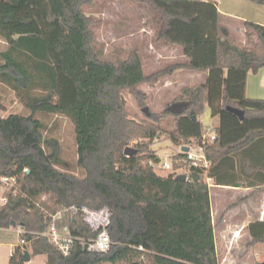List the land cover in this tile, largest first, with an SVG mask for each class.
<instances>
[{
  "label": "trees",
  "instance_id": "trees-1",
  "mask_svg": "<svg viewBox=\"0 0 264 264\" xmlns=\"http://www.w3.org/2000/svg\"><path fill=\"white\" fill-rule=\"evenodd\" d=\"M132 1L155 12L156 42L181 47L187 60L146 73L138 49L117 62L101 59L92 47L97 21L84 10L94 0H0V37L9 44L1 52L0 83L13 88L31 111L0 115V175L16 176L18 192L0 209V228L25 230L11 257L14 264H27L26 252L31 259L46 255L47 264H107L137 255H146L151 264H220L209 183L202 176L178 179L177 172L161 176L152 146L168 118L174 121L169 133L174 143L200 142L206 106L218 117L217 138L204 145L212 166L190 167L200 175L213 177L214 165L224 157L264 139V98L247 96L249 73L264 68V23L244 20L242 42L223 22L216 2ZM178 69L206 74L204 82L183 86L169 103L185 101L188 107L180 114L168 105L162 112L149 108L143 118L131 116L124 92L143 109L149 94L139 86L154 87ZM229 107L244 110L243 118ZM39 112L71 119L84 177L59 168L60 143L45 137ZM127 146L135 153L126 155ZM72 205L112 210L108 251H89L78 241L66 251L40 234L57 212ZM64 222L73 236L97 234L81 214ZM248 229L252 244L264 243V219Z\"/></svg>",
  "mask_w": 264,
  "mask_h": 264
},
{
  "label": "rangeland",
  "instance_id": "rangeland-1",
  "mask_svg": "<svg viewBox=\"0 0 264 264\" xmlns=\"http://www.w3.org/2000/svg\"><path fill=\"white\" fill-rule=\"evenodd\" d=\"M88 15L94 17L97 24L93 27L95 39L92 44L94 51L98 52L101 59L117 62L128 57L130 52L138 49L143 59L144 70L151 73L157 69L166 66L168 63L180 59L182 51L163 53L159 52L158 45L163 43L156 42L157 30L159 27L158 18L153 10L132 0H94L92 5L84 7ZM236 26L239 23L235 22ZM236 38L241 39L239 32H235ZM9 44L0 37V63L3 61L1 52L5 51ZM203 73L195 72V80L189 83L204 82L206 79ZM193 81V82H192ZM188 83V82H187ZM142 90H149L148 107L154 112H162L173 101L179 93V86L170 85L169 87L161 84L159 88H152L147 83L139 86ZM155 87V86H154ZM40 94L41 90H36ZM0 115L6 117L12 113L29 115L30 109L19 97L18 93L10 86L0 83ZM124 95L128 101V108L131 116L144 117L143 109L138 105L135 97L125 91ZM44 123V135L47 139L53 138L60 143L61 164L59 168L63 171L72 172L80 177L85 176V171L77 165L78 152L76 143L75 126L70 118L60 113H43L36 114ZM204 126L213 125V116L210 107L206 106L200 116ZM174 128L172 118L164 120V131L161 132L154 140L152 148L160 158V167L157 172L161 176H169L171 173L188 174L190 166L187 159H177L176 156L181 153L182 147L172 141L169 133ZM169 163L172 168H165L163 165ZM180 165V167L177 165ZM204 180H208V172L202 174ZM208 182V181H207ZM212 190H215L212 188ZM227 203H224L226 205ZM223 205V204H222ZM215 221L217 223L218 238H223V225H219L218 220L221 216V203L214 202ZM249 236V229L246 228ZM6 234L0 238V264H14L11 262L13 240L19 239V233H2ZM251 236V235H250ZM229 237V236H228ZM245 238L242 237V239ZM244 240V239H243ZM27 264H47L46 255H36ZM107 264H151L146 255H137L131 260L119 261L117 263Z\"/></svg>",
  "mask_w": 264,
  "mask_h": 264
},
{
  "label": "crops",
  "instance_id": "crops-1",
  "mask_svg": "<svg viewBox=\"0 0 264 264\" xmlns=\"http://www.w3.org/2000/svg\"><path fill=\"white\" fill-rule=\"evenodd\" d=\"M204 1L217 3L218 9L224 15L223 22L232 29L234 34L239 32L242 36L241 39L237 38L239 41L244 42L245 40L244 20L264 23V3L256 0ZM235 22L239 23V26H236ZM157 47H159L160 54L161 52L175 54L174 52L181 50V57L176 61L188 59L181 47L167 44ZM195 72L198 71L178 69L172 76L163 78L152 88H159L163 84L168 87L170 85L179 86L180 90L185 85L200 83H189L191 80H195V76H193ZM203 74L202 79L204 78ZM146 92L150 95L149 90ZM247 96L264 98V68H261L257 73H249ZM217 122L218 117L213 116V125ZM212 172L213 177H209L207 181L211 187L213 218L216 224L215 237L220 264H264V243L252 244V237L250 234L248 236L246 231L251 223L264 219V190L259 188L264 186V139L255 141L224 157L214 165ZM214 202L221 203L223 213L218 223L220 226L223 225V238H218ZM224 203L227 204L224 205ZM13 232L18 233L17 227L0 228V238L6 235L2 233ZM18 240H13L10 244L13 247L12 254H14Z\"/></svg>",
  "mask_w": 264,
  "mask_h": 264
},
{
  "label": "built area",
  "instance_id": "built-area-1",
  "mask_svg": "<svg viewBox=\"0 0 264 264\" xmlns=\"http://www.w3.org/2000/svg\"><path fill=\"white\" fill-rule=\"evenodd\" d=\"M216 138V129L212 126H206L200 142H191L187 145V150H181V152L186 154L185 157L189 162L190 167L206 171L212 166V162L205 154L204 145L208 142H214ZM151 164L154 165L153 163ZM163 166L165 168H172V165L169 163H166ZM27 170L28 169L26 168L25 171ZM192 172L197 171L190 169L189 173L186 174L187 180H193ZM17 193V177L0 175V209L8 202L10 195H16ZM77 214H81L88 226L93 231L97 232L95 237L84 238L73 236L69 225L64 221L66 218L73 217ZM112 214V210L107 206L100 209H94L88 206L72 205L57 212L53 218L54 221L51 222L46 231L41 232L40 234L49 237L55 243L61 244L66 251L68 250L69 245H71L74 241H78L89 251L106 252L113 244L109 233ZM17 229L19 234L25 232V230L21 227H17ZM24 243L25 240L21 239L20 244L23 245Z\"/></svg>",
  "mask_w": 264,
  "mask_h": 264
},
{
  "label": "water",
  "instance_id": "water-1",
  "mask_svg": "<svg viewBox=\"0 0 264 264\" xmlns=\"http://www.w3.org/2000/svg\"><path fill=\"white\" fill-rule=\"evenodd\" d=\"M188 107V102H185V101H177V102H174V103H172V104H170L169 106H168V110L170 111V112H172L173 114H180V113H182L183 112V110L185 109V108H187ZM229 109L232 111V112H234V113H236L240 118H243V116H244V110H242V109H239V108H236V107H229ZM143 111L147 114V115H149L150 114V112H149V107L148 106H146V107H144L143 108ZM194 118L196 119V116H194ZM188 148H187V146H183L182 147V150L184 151V150H187ZM135 153V149L132 147V146H127L126 148H125V154L126 155H132V154H134ZM192 177H193V180L194 181H197V180H199L200 179V174L199 173H197V172H192ZM177 178L178 179H181V180H187V175L186 174H179L178 176H177ZM13 226H16V223L15 222H13ZM24 260H25V262H29L30 260H31V256H30V254H29V252H26L25 254H24Z\"/></svg>",
  "mask_w": 264,
  "mask_h": 264
}]
</instances>
